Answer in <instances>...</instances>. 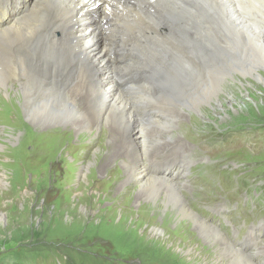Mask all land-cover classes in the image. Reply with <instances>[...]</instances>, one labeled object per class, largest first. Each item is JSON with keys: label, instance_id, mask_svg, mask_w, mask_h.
Instances as JSON below:
<instances>
[{"label": "bare ground", "instance_id": "6f19581e", "mask_svg": "<svg viewBox=\"0 0 264 264\" xmlns=\"http://www.w3.org/2000/svg\"><path fill=\"white\" fill-rule=\"evenodd\" d=\"M0 11V91L13 100L1 114L6 125L23 127L11 121L20 113L14 101L23 99L42 129L26 136L36 155L55 152L77 132L76 160L94 143L100 149L95 166L89 160L72 168L96 186L90 194L106 193L100 207L136 206L139 219L196 263L257 264L189 207L197 187L159 174L165 163L153 166L155 159L177 162L185 177L189 149L174 125L187 111L208 113L202 103L220 106V93L234 95L227 88L236 71L264 82V0H1ZM123 56L129 62L120 63ZM129 77L140 79L124 89ZM258 250L264 254V245Z\"/></svg>", "mask_w": 264, "mask_h": 264}, {"label": "rangeland", "instance_id": "374dc122", "mask_svg": "<svg viewBox=\"0 0 264 264\" xmlns=\"http://www.w3.org/2000/svg\"><path fill=\"white\" fill-rule=\"evenodd\" d=\"M260 71L264 76V69ZM232 77L236 80L228 83L227 89L234 95L220 93L218 107L202 103L201 110H209L203 116L187 111L185 121L172 129L176 133L181 131L179 143L189 149L185 154L191 160L187 175L184 177L177 162L170 160L155 159L153 168L157 170L165 163L167 168L159 174L174 182L184 178L189 185L197 187L199 191L194 190L193 194L199 195L189 202V207L202 219L215 224L234 243L230 237L231 229L236 231L234 224L239 227L252 218L254 226L260 222L261 229L264 227V82L241 71L232 73ZM232 77L227 78L232 80ZM130 82L134 83L129 78L120 85L125 89ZM11 98L10 93L0 91V264H200L164 240V232L156 234L151 223L139 219L136 206H99L100 198L105 199L106 193L90 194L96 186L86 184L78 176L79 169H72L74 162L79 167L80 162L89 160L95 166L94 158L100 151L96 150L98 144L86 148L85 154L84 149H78L81 155L76 160L77 150L72 147L81 139L76 132L74 137H65L66 142L60 143L62 148L58 144L55 152L42 157L36 155L26 136L42 129L36 120L27 116L22 98L14 101L21 114L12 113L11 121L17 120L23 127L13 128L4 123L3 102L13 101ZM152 114L148 110L145 116L152 118ZM152 122L158 123L154 119L140 121L141 124ZM97 139L94 140L98 142ZM22 144L25 146L20 156L17 149ZM150 166L148 163L149 169H153ZM192 173L193 177H188ZM100 176L105 175L96 173L97 178ZM82 184L89 189L81 190ZM127 186L134 187L135 182ZM209 206L243 209L219 225L217 217L200 213L202 207ZM165 214L164 207L159 219ZM180 219L193 225L190 218L181 216ZM176 224L177 221L173 227ZM261 232L262 239L259 235L257 243L251 241V249L234 243L257 264L255 254L264 255L258 250L264 245V231Z\"/></svg>", "mask_w": 264, "mask_h": 264}]
</instances>
